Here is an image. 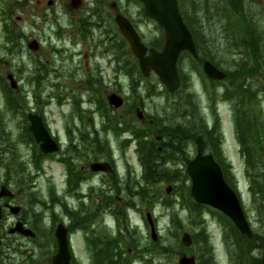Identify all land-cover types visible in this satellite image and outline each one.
Returning <instances> with one entry per match:
<instances>
[{
  "label": "rangeland",
  "instance_id": "1",
  "mask_svg": "<svg viewBox=\"0 0 264 264\" xmlns=\"http://www.w3.org/2000/svg\"><path fill=\"white\" fill-rule=\"evenodd\" d=\"M14 1L5 0L2 2L0 0V79H5V76L9 73L13 74L18 84L16 94L24 104L25 112L41 114L50 132L56 136L61 145H64L68 138L65 132L66 125L68 122L70 123V116L76 115L75 110L73 111L72 109L70 97L75 95L81 98V109L94 107V104L86 102L89 92H87L83 72L79 70V68H83L82 53L89 50L90 44L83 43L78 35H81L80 31L83 29L82 26H84V29L88 31V36L92 35L91 37H94V32L96 33L97 30L95 29L97 20L89 16L87 21L83 20L80 27L76 26L77 22L75 20L79 17L83 18L84 12L86 11H80V8L85 6L81 1L74 7L67 5L69 3L68 0H57L54 6H47L45 2L37 4L35 0H32L30 4L24 5L17 2L19 0L16 3ZM6 6H9V12L7 14L4 12ZM85 7L88 8L87 6ZM137 8H140L139 13H137ZM247 8L251 10H246L245 13L255 15H252L253 18L247 15L246 21L240 18L238 19L234 15L237 13H230L222 6H214L212 10H209L205 0H190L187 11L189 12L188 16L193 19V28L197 29L199 35L196 38L201 45V54L203 55L205 53V57H211L212 61L226 74L227 79L215 85V92L221 94L225 87L231 89V96L229 97L231 100L224 101L219 98H215L214 100V106L218 114L217 125L219 134L217 137H220L221 134L222 141L219 144L222 145L220 149L222 154L225 153L226 159L231 164V170H229L233 173L232 175H234L233 178L237 182V187L242 193L244 209L249 210V216L251 218H256L257 213L255 211L258 206L259 195L255 199L252 198L250 189L253 185V179L245 174L247 165L244 161L245 158L240 153L239 139L234 125V102L236 101L239 106L243 107L241 111L239 109L237 110V116L243 120L246 126L248 123L247 118L250 116L264 131V0L250 3V6ZM44 9H46L45 11L51 17L39 15ZM207 12H210L209 20L207 19ZM93 13L96 14L95 10ZM105 13L106 11H104V16L102 13L99 15L96 14L99 16L97 19L101 23L105 21L108 24L112 19L105 16ZM127 13L134 19L139 17L140 26H146L147 33L155 34V25L153 23L141 21V17L143 16L141 5H137L133 1V4L131 3L128 6ZM2 18H4L6 24L11 28L10 31L5 30V23L3 24ZM20 32L23 34H20ZM10 35L12 37L8 39ZM242 35L248 40L252 39L258 45L255 51L257 59L253 61L259 63L258 65L250 62L253 59V55L252 53L248 54L246 52L248 45ZM31 39H37L40 43V47L36 52H29L26 49V44ZM16 43L18 46H15ZM13 50L15 51L13 52ZM96 60L99 61L101 66L105 65L104 57L99 55ZM88 63L91 64L90 59ZM199 64L198 62H193L191 57L187 55H181L178 60L177 68L180 71V76L183 77L179 94L183 95L181 98V107L185 108L188 104H192L195 110H197V115L202 116L207 123L212 124L215 117L210 106L211 100L209 93L205 89L204 82L199 74ZM35 66L42 68L41 71H38V74L44 77L38 79L37 82H31L30 76L37 69L34 68ZM252 67L256 70L254 74L246 75L245 72L247 70H254L250 69ZM91 69L93 72L94 68ZM106 73L108 75L110 74L108 70ZM69 74L71 76L75 74V76L70 77ZM132 76L134 77L132 82L130 79H127L126 83L122 86L107 85L101 81L100 83H95L94 85L98 87L97 97L104 99L112 88L121 87V93H126L125 97L131 103L130 89L131 83H134V85L137 84V90L142 97V99L137 98L135 100L138 108L146 110L151 115H154L156 112L160 113L161 111L163 113H170L171 108L169 106H171V103H175L174 101L177 96H167L163 90V85L159 82L155 74L150 73L147 77H140L138 69L133 68ZM229 83H233V85ZM149 87H153L152 95L146 96L147 88ZM240 88H245L249 92L246 91L245 93ZM35 94L38 96H35ZM246 98L250 99L247 100ZM251 101L254 103L252 107L250 104ZM247 104H249L248 108L250 112L248 110V115H245L247 112L245 106ZM125 108L126 106H123L119 110L121 111ZM4 109L6 107L0 89V112L3 113L2 111ZM74 119L78 122L77 117L74 116ZM24 122L25 120L20 110L19 112L12 111L10 115L6 116L4 131L0 133H2L3 137L7 138L9 143L13 142V151L16 157V174L20 179V184L27 183L29 185L34 182L36 185V190L34 186H32L33 188H28L26 194L27 201L35 198L37 201L46 202L48 199V187L50 185L58 190L61 189L63 171L55 163H46L44 161L42 167L35 172L34 166L30 164V155L33 146L25 143ZM178 122H183V120L180 117L174 118V123ZM107 138L114 151L116 163L119 166V173L123 174L125 172V163L129 164L133 171L140 170L141 167L135 151V143L131 144L122 152L119 146V140L112 133H109ZM125 139L124 137L120 140L124 141ZM0 145L4 148L8 146L3 141ZM188 152L193 157L195 153L194 144L191 143L189 145ZM178 161L175 164L176 170L170 175L175 176L173 180L169 181V183H156L147 189L148 194L155 191L160 193V199H165L166 205L162 204L160 200H156L155 196H153V198H148V202L142 207V211L146 209L148 212L153 213L156 232L159 236L157 238L158 241L156 240L157 243H155L156 241L152 242L150 240L148 227L142 226L141 220L137 222L140 231L138 233L139 238L141 240L147 239L146 243H154L155 245L151 244L150 248L158 247L159 251L156 254L152 253L154 254L152 260H148L147 264H176L180 256L178 255L179 248L176 249V247L177 245H181V234L184 231L191 232V209L188 211L186 206H181L186 203V200L181 199V195L183 197L185 195L179 189L183 184L180 179L185 172L183 169L184 162L183 160ZM18 169H23L24 173L20 172L18 174ZM37 171L40 173L37 174ZM28 174H36L37 178L32 179V177H28ZM168 185H171L172 189L169 193H166L165 188ZM185 185H190V182L186 181ZM30 193H32V196H29ZM173 202L175 203L174 208H170ZM35 209L42 208L36 206ZM29 214L26 211V216L33 220V216ZM40 214V220L37 222V225L40 224L43 230L36 233V241L20 240V245L26 247L28 250L35 249L39 244V240L46 241L50 239L48 233L50 220H48V216L44 213ZM172 216L183 220V225L177 222L176 227H172L170 222ZM260 220L261 222L264 221L262 216H260ZM81 234V232L77 233L78 236L76 235V240H74L72 245V264H91L87 258L86 252L88 249L82 241ZM133 244L134 242L130 241L127 246L132 248ZM122 247L126 248L125 244ZM123 251L125 249L121 250V252ZM175 251L176 254L173 255ZM50 252H52L50 247H42L40 255L37 258L40 264H48ZM131 253H133V250L128 251V255ZM185 254L188 256L189 250ZM219 255H222L221 248ZM128 260L129 262L119 260V264H144V261H146L134 260L130 257H128ZM108 264H111V262L108 261Z\"/></svg>",
  "mask_w": 264,
  "mask_h": 264
},
{
  "label": "flooded vegetation",
  "instance_id": "2",
  "mask_svg": "<svg viewBox=\"0 0 264 264\" xmlns=\"http://www.w3.org/2000/svg\"><path fill=\"white\" fill-rule=\"evenodd\" d=\"M4 1L2 0V2ZM31 1L19 0L17 2L24 5L30 4ZM56 1L35 0V3L45 2L47 6H54ZM68 1L69 3L67 5L69 7L76 6L80 1L88 7L86 8L84 6L80 8V11H86L84 12L83 18L79 17L77 20L74 19L77 22V27H80L83 20L87 21L89 16L97 20L95 28L97 30L96 33L94 32V37L89 35L85 40H81L83 43L90 44L89 50L84 51L82 54L83 68L81 71L83 72L84 82L100 83L101 81L107 85L122 86L126 83L127 79L131 80L133 54L129 43L118 30L116 24V16L118 15L126 18L130 22L145 46L152 47L158 51L162 48L164 42L163 31L158 28L155 22L149 21V19L143 16L141 17L142 22L146 23L149 21L155 25V34L147 33L146 26H140L139 17L134 19L130 14L128 15L127 8L131 3L133 4V1L142 7V4L137 0ZM257 1L259 2V0H205V3L209 10H212L214 6H222L230 13H237L234 15L238 19L245 20L247 15L250 18L252 15H255H249L245 11L251 10L247 7L250 6V3ZM45 10L41 11L39 15L51 17ZM94 10L96 14L99 15L102 13L103 16L104 11H106L105 16H108L109 19L111 18L112 21L108 24L105 21L101 23L97 19L99 16L93 13ZM139 11L140 8H137V13ZM4 12L6 14L9 12V6L5 7ZM207 14L208 19L210 12H207ZM253 45L256 47L254 41H252L251 46ZM93 47L96 51L95 57L92 55ZM195 48L197 57L190 55L193 62L201 63L202 66L204 61H210L215 65L212 59L204 56V52L203 55L201 54V48L197 46V43H195ZM99 55L104 57V66H101L99 61L96 60ZM89 59L91 60V64L88 63ZM91 68H94L93 72ZM107 70L110 72L109 75L106 73ZM250 104L252 107L254 103L251 101ZM238 106L237 104V107H235L236 111L238 109L241 111L243 107ZM246 106L249 110V104ZM133 112V110L125 111L122 115H129V121L140 123L144 131H147L151 125V130L155 132L156 129L152 119H148L145 115L138 121L132 117ZM78 117V125L71 128V133L77 134V136H68L61 151V160L59 162L63 167L61 189L58 190L52 185V189L48 187L46 206H42L35 198L27 201V190L28 188H33L32 184H20V179L16 174L15 152L10 150V145L5 148L0 145V188L5 187L11 192L5 197L0 198V264H31L37 258V255L32 253V251H41L42 247H50L52 251L51 256L53 255V249L56 247L54 248V242L51 239L52 229L50 225L52 211L61 212L62 217L65 215L66 223H69L70 218V224L72 225L76 222L88 224L89 229L93 228L92 236H97L104 243H111L112 246L120 243L118 246L120 250L118 252H121L123 249V244L129 245L130 241L134 242L133 245L135 247L129 248L127 246L126 250H133L134 255H137L138 251L145 252L147 250V239L141 240L137 232L132 234V231L129 230L132 225L137 224L140 220L141 224L145 226L144 218L148 210L144 209L142 211V207L145 206L147 200L143 202L140 194L143 195L147 192L148 183L146 178L143 173L138 176L136 173L130 171L125 174H118L117 170L119 166L116 163L114 151L108 147V142L105 140L106 132H104V127L101 125L102 122L107 123V120L105 116H101V112L98 110H82ZM1 124H4V119H1ZM244 127H247V133L245 135L247 140L246 146L254 149L255 154L264 162V131L259 125L255 124L253 118H249L247 126L244 125ZM160 139L161 137H159ZM2 141L3 136L0 133V144ZM211 143V140L208 138L207 146ZM208 151L212 153L211 155H214V153L217 155L210 146H208ZM95 161L108 163L111 168V170L109 169L110 172L93 171L90 165ZM161 162L163 161L160 159L157 163L161 164ZM218 164L220 165L219 162ZM125 166L127 167V164ZM225 181L236 193L235 183L227 178ZM51 190L54 191L56 196L50 194L52 192ZM59 193H61L62 198L58 196ZM58 197L61 199L59 200ZM239 200L243 214L248 222L251 236L241 234L234 223L219 210L212 209L207 205L197 204L192 200L190 213L192 244L189 247V255L194 258L195 264H262L261 257L264 252V222L259 220L258 209L255 211L257 217L251 218L249 216V210L244 209V202L241 196H239ZM30 201H33L36 206H40L42 209H29ZM139 204H141L140 207ZM9 206H15L17 209H10ZM65 209H72L74 211L71 217L65 212ZM37 210L47 215L48 220H50L48 227L50 239L46 241L39 240V244L35 248L36 250L34 248L28 250L26 247L20 245V240L36 241L35 238L31 239L18 231H12V229L19 224L24 228L32 230L34 233H36V230H43L40 224L37 225V221L32 214V212H37ZM26 211L30 213L29 215L33 216V220L26 216ZM115 216L118 217V221H116ZM97 221L103 225L110 223L111 227H101ZM117 223H122V230L117 228ZM35 224L36 226H34ZM83 242L88 249L86 252L87 258L93 262L98 256V253L93 251V249H89L90 245L85 237ZM204 243H206L205 248ZM220 248L222 249V255H219Z\"/></svg>",
  "mask_w": 264,
  "mask_h": 264
},
{
  "label": "water",
  "instance_id": "3",
  "mask_svg": "<svg viewBox=\"0 0 264 264\" xmlns=\"http://www.w3.org/2000/svg\"><path fill=\"white\" fill-rule=\"evenodd\" d=\"M143 4L144 15L154 20L164 31L165 41L162 50L157 52L152 48L143 45L129 22L118 16L116 22L120 32L130 44L131 50L138 60L143 75L153 71L162 84L173 92L178 88L179 78L176 71V62L181 52L187 51L196 57V51L189 31L185 27L176 0H138ZM28 47L36 50L37 45L32 41ZM203 71L209 79L220 80L224 73L216 69L210 62L203 64ZM108 102L114 107L121 105V99L115 94L108 97ZM30 131L35 142L44 153L57 150L56 143L42 123L41 117L36 114L28 115ZM204 143L201 138L196 140V154L186 165V173L190 178V196L199 204L209 205L222 213L234 223L236 228L247 236H250L248 223L242 213L239 201L234 192L225 183L218 164L210 154H203ZM92 167L101 169L102 166L94 164ZM167 190H170L167 188ZM5 193L0 192V196ZM148 222L151 227V236L156 240L154 225L148 215ZM58 243L56 255L52 258V264H68L69 253L66 242V230L59 225L55 231ZM181 242L184 245L190 244V237L184 233ZM264 264V254L262 257ZM177 264H193V259L181 257Z\"/></svg>",
  "mask_w": 264,
  "mask_h": 264
},
{
  "label": "trees",
  "instance_id": "4",
  "mask_svg": "<svg viewBox=\"0 0 264 264\" xmlns=\"http://www.w3.org/2000/svg\"><path fill=\"white\" fill-rule=\"evenodd\" d=\"M178 4H179V9H180V13L182 15V17L186 18V24L188 25L190 31L192 33H194L192 27H191V23L190 20L192 22V18L187 19V16L189 14V12L187 11L188 5L190 4V0H177ZM192 5V3H191ZM191 14V13H190ZM193 23V22H192ZM251 53L254 57V60H256V54H255V47H252ZM251 69V68H250ZM256 70L254 69L253 71H249L247 70V72H245L246 75H250L251 73L254 74ZM235 77V76H233ZM204 79V78H203ZM183 80V77H182ZM206 82L209 84L210 87H213L214 82L212 81H207ZM230 85H233V83H229ZM229 85V86H230ZM241 89V88H240ZM243 91H248L247 89H241ZM228 92V90L226 91ZM249 92V91H248ZM225 96H227V93H225ZM253 98V97H252ZM247 100H249L250 98H246ZM7 105L10 108H13L14 106H16L17 104L14 103L10 98L6 99ZM20 104L22 105L23 108V104L22 102H20ZM100 108H102V105L100 106ZM174 110H175V114H173L174 116H181V117H186L187 115V109L182 108L181 104H177L174 106ZM173 113V111H172ZM245 115H247L245 113ZM244 116V115H243ZM250 116H248L249 119ZM248 124V123H247ZM256 124V123H255ZM236 125H237V130L238 133H240V137H241V144H242V152H245L247 154V158H246V163L247 166L250 168V171L247 173L248 176L250 178H253V185L251 187L252 189V193H253V198L255 199L256 196L259 195V201H258V206L257 209L259 211L260 216L263 217L264 220V162H262V160H259L256 158V156H254L255 152L254 149H249L246 146V129L244 125L245 123L243 122V120L239 117L236 116ZM258 125V124H256ZM244 127V128H243ZM157 133L160 134L161 136H165L166 140L163 142L162 144V152L164 157L161 158V160L163 162H161L163 164V166L161 165L160 168H158V166L160 164H157V162H154L151 164V155L152 154H156L157 158L158 156L160 157V153H158V151L154 148L153 142H149L146 141H141V143L139 144L138 147V152L140 155V159L141 162L144 163L145 165H147V179L150 180H154V182H158L163 180L165 183H169V181L173 180L175 176H170L171 174H173V172L176 170L175 168L169 167V165H165L167 162H171L173 161L175 158L174 157H180L182 158V160H184L185 162L188 161V153L186 151V146L188 145L189 142H193L196 138L197 135H204V134H208V138L211 140V144L209 145L211 147V149L213 150V152H216L217 155L214 153V157L217 159V161L220 163L223 169V171L225 170V174L229 177H233V175L231 174L230 166L229 164H227L224 159L222 158V153L219 149V140L220 137L215 134V128H213L212 130H209L207 125L205 123L202 122H195L192 123L190 125V123L186 124L185 126L183 124H177V125H173V126H159V128L157 127L156 129ZM148 143V144H147ZM254 152V153H253ZM226 165H225V164ZM175 164V163H172ZM165 165V166H164ZM172 169V170H171ZM258 171L260 172V176L258 178ZM258 178V179H257ZM232 179V178H231ZM182 180V185L179 188L180 191H182V193L185 195V197H183L181 194V198L186 200V208L191 209L190 207V199L188 196V185H185V182L188 180L185 172L182 174L181 179ZM163 204L166 205V201H163ZM181 205V204H180ZM185 205V204H183ZM182 206V205H181ZM183 207V206H182ZM170 222L172 227H176L177 222H180L183 225V220L179 219L178 217H171L170 218ZM179 248V250L182 249V246L180 248V245H177L176 249ZM183 250V249H182ZM161 251L163 252V250L161 249ZM164 251L166 252V250L164 249ZM150 252V257L148 258V260H152V253L156 252L158 253V247L155 248H150L149 249ZM162 254V253H161ZM176 254V251L173 253V255ZM170 255V253H169ZM147 260V261H148Z\"/></svg>",
  "mask_w": 264,
  "mask_h": 264
}]
</instances>
